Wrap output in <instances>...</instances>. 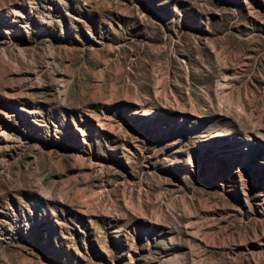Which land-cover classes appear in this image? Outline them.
I'll return each instance as SVG.
<instances>
[{
  "label": "rangeland",
  "instance_id": "obj_1",
  "mask_svg": "<svg viewBox=\"0 0 264 264\" xmlns=\"http://www.w3.org/2000/svg\"><path fill=\"white\" fill-rule=\"evenodd\" d=\"M0 264H264V0H0Z\"/></svg>",
  "mask_w": 264,
  "mask_h": 264
}]
</instances>
